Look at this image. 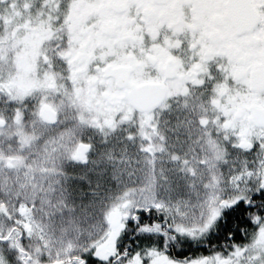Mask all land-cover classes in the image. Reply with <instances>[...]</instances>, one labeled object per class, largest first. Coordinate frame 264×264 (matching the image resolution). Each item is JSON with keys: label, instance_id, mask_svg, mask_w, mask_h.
I'll return each instance as SVG.
<instances>
[{"label": "snow or ice", "instance_id": "1", "mask_svg": "<svg viewBox=\"0 0 264 264\" xmlns=\"http://www.w3.org/2000/svg\"><path fill=\"white\" fill-rule=\"evenodd\" d=\"M0 264H264V0H0Z\"/></svg>", "mask_w": 264, "mask_h": 264}]
</instances>
